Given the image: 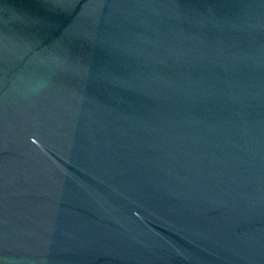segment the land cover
I'll list each match as a JSON object with an SVG mask.
<instances>
[{
    "label": "water",
    "instance_id": "obj_1",
    "mask_svg": "<svg viewBox=\"0 0 264 264\" xmlns=\"http://www.w3.org/2000/svg\"><path fill=\"white\" fill-rule=\"evenodd\" d=\"M0 264H264V0H0Z\"/></svg>",
    "mask_w": 264,
    "mask_h": 264
},
{
    "label": "clouds",
    "instance_id": "obj_2",
    "mask_svg": "<svg viewBox=\"0 0 264 264\" xmlns=\"http://www.w3.org/2000/svg\"><path fill=\"white\" fill-rule=\"evenodd\" d=\"M59 62H60L59 58L57 57H51L48 61L50 67ZM48 84H49V79H46L44 77L35 78L29 82V84L27 85L26 91L29 93H39L44 88H46Z\"/></svg>",
    "mask_w": 264,
    "mask_h": 264
}]
</instances>
